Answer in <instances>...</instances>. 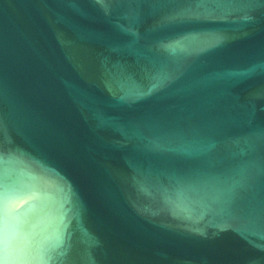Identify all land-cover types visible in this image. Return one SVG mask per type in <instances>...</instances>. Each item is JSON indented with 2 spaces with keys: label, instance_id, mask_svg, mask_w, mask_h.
I'll list each match as a JSON object with an SVG mask.
<instances>
[{
  "label": "water",
  "instance_id": "obj_1",
  "mask_svg": "<svg viewBox=\"0 0 264 264\" xmlns=\"http://www.w3.org/2000/svg\"><path fill=\"white\" fill-rule=\"evenodd\" d=\"M0 264H264V0H0Z\"/></svg>",
  "mask_w": 264,
  "mask_h": 264
}]
</instances>
